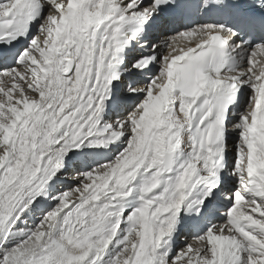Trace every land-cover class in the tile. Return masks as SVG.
Returning a JSON list of instances; mask_svg holds the SVG:
<instances>
[{
	"label": "snow or ice",
	"instance_id": "6c2138e0",
	"mask_svg": "<svg viewBox=\"0 0 264 264\" xmlns=\"http://www.w3.org/2000/svg\"><path fill=\"white\" fill-rule=\"evenodd\" d=\"M0 264H264V0H0Z\"/></svg>",
	"mask_w": 264,
	"mask_h": 264
}]
</instances>
